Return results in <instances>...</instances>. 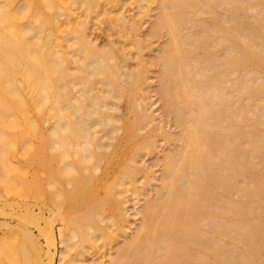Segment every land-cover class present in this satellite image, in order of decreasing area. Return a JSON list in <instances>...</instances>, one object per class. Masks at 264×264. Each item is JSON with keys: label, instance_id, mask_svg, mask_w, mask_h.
<instances>
[{"label": "bare ground", "instance_id": "1", "mask_svg": "<svg viewBox=\"0 0 264 264\" xmlns=\"http://www.w3.org/2000/svg\"><path fill=\"white\" fill-rule=\"evenodd\" d=\"M13 1L0 4V183L20 225L0 241V264H41L44 248L28 228L45 217L30 206L19 215L21 197L52 213L42 228L35 225L46 238L47 264L56 219L63 223L60 264H75L84 248L121 230L125 191L149 171L138 154L156 148L162 128L143 93L151 64L141 52L159 37L165 42L151 63L177 133L162 132L169 150L161 184L110 264H264V130H246L264 123V0H136L152 27L145 38L130 24L139 54L134 70L128 52L90 39L88 20L67 30V49L59 41L60 15L91 14L101 1L105 14L118 13L124 0H21L17 8ZM122 101L130 119L118 114ZM48 116L57 121L52 135L43 126ZM124 145L122 163L116 159ZM114 159L120 174H95ZM32 164L44 178L28 177ZM146 172L145 184L158 178Z\"/></svg>", "mask_w": 264, "mask_h": 264}, {"label": "rangeland", "instance_id": "2", "mask_svg": "<svg viewBox=\"0 0 264 264\" xmlns=\"http://www.w3.org/2000/svg\"><path fill=\"white\" fill-rule=\"evenodd\" d=\"M20 1L21 0L13 1V5L15 8H17L19 4H21L23 1L36 3L35 0L34 1L33 0H22L21 3ZM5 3H8V0H0L1 5H4ZM106 8H108V4L105 1H101L100 6L98 8H95L91 14L84 12L82 9H77L75 13L73 14V16L65 15V14L60 15L59 18L57 19L59 25L61 26L60 33H59V41L61 40L64 47L67 49L70 44V41L67 39L69 38V35L67 34V30L72 26H78L79 22L82 19L88 20L86 31L90 39H92L94 42H97L103 47H106V48L113 47L114 49L118 50L120 53L128 52L130 55V59L128 62L129 68L131 70L137 69V65L139 61V54L134 44L135 43V31L132 30V28L130 27V24L132 21H135L137 23V26L139 27L140 33H143V36L146 38V32H148L152 27L151 18L143 17L140 14L141 8H139L138 3H136V0H124L118 13L117 12L111 13V11L109 10L105 14L104 12ZM154 13L155 11H153L151 14H154ZM122 18L124 19V21ZM1 37L2 35H0V41H1ZM164 42H165L164 37L153 38L150 42L145 41L144 46L141 50L142 57L145 60V62L148 63V66L150 64L152 65V66L151 65L149 66L148 75H146V79L143 84V88H144L143 93H145V95L147 96V102L150 106V110L154 114V116L158 118L157 123H161L162 128L157 131L156 148L153 149L152 151L142 150L138 154L137 162H138V165H141L142 168L146 167V169L149 170V171L147 170L148 172L145 171L146 173L149 174V172H151L150 174L153 173V175H155L156 177L158 176V178L156 180L152 179L153 181L150 180L152 183L149 182L145 184V181L148 182V180L144 179L146 178L145 172H143L144 169L137 175L134 186L131 185L129 187L133 189H130L131 191L129 190L128 192L125 191V193H127L128 195V198H127V203H125V206H124V212H125L124 214H126L124 217L125 222H122V224L120 223L121 230L116 232L115 238H113L111 241L107 243L101 240L95 243L94 247L92 248L91 247L84 248L83 254L79 253L77 255L76 258L78 259V262H76L75 264H110V261H112L115 258V256H118V254L120 253L119 251L123 247V243L129 237L131 238V236H134L133 234H135L136 230L140 227L139 225L142 221L141 219L142 215L140 214V207L146 203V200H150L151 198L155 196L156 188L161 184L160 177H161L162 168H163L162 163L164 161V155L169 150V146L166 145L163 140L162 132L167 131L173 134L177 133V127H175V125L173 124V120L171 119V117L170 118L165 117L164 101L158 91V87H159L158 68L159 67L157 65H154L157 67H153V64L151 63L152 58L159 53V50L163 46ZM16 77L14 79L16 80L18 79L17 81H20L19 75H17ZM123 102L125 103V101H122L119 104L120 105L119 110L121 111H119L118 114H120L125 119H130L132 117V114H130V111L127 105H124ZM46 105L47 107H50L51 102L48 101ZM46 118L47 119L44 122L43 126H45V129L48 135H52V130L54 126H57V121L55 118L50 117V116ZM161 119L163 121H161ZM246 130L249 133L250 132L253 133L254 131H259L260 133H262V131L264 130V123H261V125L257 127V129L253 128L252 126H247ZM54 139L58 140L57 138H54ZM130 143H128L127 145L125 142H123V144L127 145L126 146L127 148L128 146L129 147L132 146L131 145L132 143L131 144ZM59 145L60 144H57V143L52 144L55 150L57 151L63 150L61 149ZM125 145L121 147V151H119L120 154L117 155L119 158L116 156L117 157L116 161L118 160L119 162H121L123 160L122 163L125 161L124 157L126 156L124 155V152L127 151V149L126 150L124 149L126 148ZM67 159L69 161L72 160L71 156L70 158L68 157ZM67 159L65 161L69 162L67 161ZM114 161L112 164L110 162L109 164L108 162L104 161L103 163H107L109 165L108 166L104 165L105 166L104 169L101 168L99 170L98 169L94 170L95 174L96 173L98 175L103 174L101 176H104L105 178L106 176L107 178L108 177L110 178L112 177V175H116L118 171H119L118 173L120 174L121 172V168L119 166L120 164L119 162L117 163L116 161L115 162ZM22 163L24 162L22 161ZM103 163L101 164L102 166H103ZM116 164L119 166L118 169H117L118 166H116ZM69 168L72 170L71 166H69ZM28 170H29V173H28L29 178H32L33 175L36 173L40 174L43 178L45 177V173L42 171V169L37 164H32ZM109 174H111V176ZM1 180H2V177L0 175V182ZM45 182L47 181L45 180ZM152 184H155V186L154 185L151 186ZM50 186L51 188L53 187L52 185ZM127 195H124V196L127 197ZM17 200H18L17 201L18 207H16L17 208L16 210H18L19 215L24 213L25 206H30L31 209L35 212V214L41 213L40 212L41 210L43 216L45 217L43 219L44 221L42 220L39 221V224L38 223L31 224V225L28 224L29 225L28 230L30 233H32L33 236H35L36 240L38 238V241L41 244V246L39 245L40 248L41 249L42 247L44 248V250L42 249V251L40 252L42 254L41 255L39 254L38 256V258L42 259V260L39 259L41 264H47L48 257L46 256V253L48 252L49 248H48L47 242L45 241L46 240L45 236L40 235L41 233L38 227L39 225L41 226L45 225V219L51 217L52 213H50L51 211L48 210L49 207H43L42 209L39 208V205L37 204L36 200L32 197H21V198H18ZM11 202H13L12 196L1 186V183H0V208L5 207L6 203L8 204ZM4 209H5V214L4 212L0 213V241H7L10 238H12L14 234L17 232V230L19 229L18 226L20 225L17 222L19 221V219L17 220V216H15L12 213V211H10L11 212L10 213L7 206L1 210L4 211ZM258 221L260 223H263L264 225V215L263 214L259 216ZM62 224H63L62 221H59V219H56L53 222V229H54V233L56 236V241H55L54 248L51 247L50 249H51V253L55 254L53 256L54 264H60L61 251H62L61 249L64 248V244L61 242V235H60ZM35 225L38 227H36ZM39 228H42V227H39ZM72 234L73 233H71V235ZM72 241L75 242L76 244L77 243L79 244L78 237H74Z\"/></svg>", "mask_w": 264, "mask_h": 264}]
</instances>
